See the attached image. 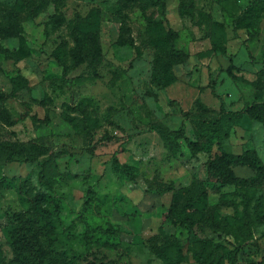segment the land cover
Wrapping results in <instances>:
<instances>
[{
  "label": "rangeland",
  "instance_id": "rangeland-1",
  "mask_svg": "<svg viewBox=\"0 0 264 264\" xmlns=\"http://www.w3.org/2000/svg\"><path fill=\"white\" fill-rule=\"evenodd\" d=\"M35 2L0 0V50L14 57L0 51V139L24 147L0 158V264H170L152 240L173 264H264V176L225 157L255 151L264 163V123L250 111L206 123L221 98L230 110L264 101V0ZM170 29L187 55L163 86L153 61L169 60ZM157 124L183 127L173 148ZM21 213L42 246L24 259Z\"/></svg>",
  "mask_w": 264,
  "mask_h": 264
},
{
  "label": "trees",
  "instance_id": "trees-1",
  "mask_svg": "<svg viewBox=\"0 0 264 264\" xmlns=\"http://www.w3.org/2000/svg\"><path fill=\"white\" fill-rule=\"evenodd\" d=\"M26 5H28L31 9V11H34L35 8L38 7L37 3L35 0H22ZM148 3L152 4H159L163 3L165 4V0H145ZM93 15V10H91L88 14L84 15L81 17V20H89V18ZM242 20V16H239L238 21ZM15 33L17 36L20 37V40L23 42L24 36L21 33L20 28H16ZM176 31L173 29H170L165 33V36L162 37L161 41L162 43L166 44V52L169 57V60L164 61L161 59L159 55H157L154 58L153 65H154V71H155V77L161 83L163 86H167L170 84L172 81V75L170 73L169 65L172 61L174 62H180L182 59L187 55V53L183 50L180 49L176 46L175 44V37H176ZM253 38V34H249V36L245 39V46L251 55V48L249 45V41ZM218 43L215 42V45ZM220 48L222 50H226L225 46H221ZM6 56L10 58H14L10 49L8 47H4L1 45V50ZM64 70L66 68L64 67ZM260 75L262 79L264 80V70H260ZM258 88L264 89V83L262 85H259ZM221 98V97H220ZM79 109V107H76ZM80 110V109H79ZM246 111H250L251 114H253L254 117L259 119L262 123H264V101H253L252 104L247 106L246 108L243 109H238V110H230L227 109L226 103L224 99L221 98V112L220 114L215 117L213 120H208L206 123L209 126H221L224 124V122H229V123H234L240 118L243 117V114ZM154 130H156L164 139L166 145L169 148H173L176 142L175 136H181L183 131V127L179 128H170L169 126L165 124H157L153 127ZM35 141L39 142L37 139ZM190 147L193 145L192 142L189 143ZM95 147V144H92L88 147V150H93ZM49 151H42L41 153L38 154H33L31 157H26L29 158L27 160L31 161H39L40 156L42 154H47ZM24 156V147L22 144L18 142H11V141H3L0 139V158L4 159L5 161L9 162L17 157H23ZM226 160L229 161L230 163H248V164H253L255 167H257L258 173L261 176H264V163L262 160L258 157L257 153L255 151H252L251 153H244V154H227ZM55 163L54 159H46L45 161L41 162L42 165V170H41V178L45 181V183L48 185V187H54V179L51 175L53 173V168L50 169L51 165ZM114 162H119L118 158V151H115L114 153ZM209 166L211 169H213L214 166H217L222 170V172L226 175H229L233 178L232 173L230 172V169L227 167H224L219 164L217 160H210L209 161ZM56 167V166H55ZM124 171L127 173V175L130 176L131 179H134V174L129 168L124 165ZM175 213V211H173ZM21 220L23 221V228L22 231L20 230V234L17 235L15 238V244H16V249L18 250L19 253V258L24 259L26 257V253L30 252V250H35L38 249V251H42V246L39 245V235L37 232L34 230V225L36 224V220L33 218V216H28L24 213H21L20 215ZM180 221H183V218L178 217ZM183 219V220H182ZM185 222V221H183ZM35 244L37 246H35ZM152 244L155 247V249L158 251V253L165 258V260L170 263H177V260H175L170 252L167 246L162 245L157 243L156 241L152 240ZM198 257L202 259V255L198 254ZM236 262V261H235ZM234 262V264H235ZM102 264V263H101Z\"/></svg>",
  "mask_w": 264,
  "mask_h": 264
}]
</instances>
